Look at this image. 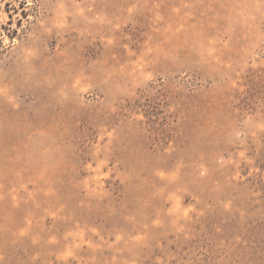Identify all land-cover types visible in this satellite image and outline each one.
<instances>
[{
    "label": "rangeland",
    "instance_id": "obj_1",
    "mask_svg": "<svg viewBox=\"0 0 264 264\" xmlns=\"http://www.w3.org/2000/svg\"><path fill=\"white\" fill-rule=\"evenodd\" d=\"M0 264H264V0H0Z\"/></svg>",
    "mask_w": 264,
    "mask_h": 264
}]
</instances>
